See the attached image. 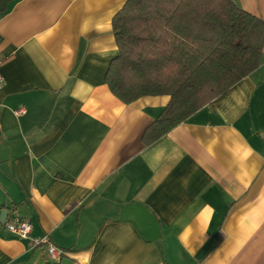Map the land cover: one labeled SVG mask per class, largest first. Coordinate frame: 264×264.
Listing matches in <instances>:
<instances>
[{
  "label": "crops",
  "instance_id": "1",
  "mask_svg": "<svg viewBox=\"0 0 264 264\" xmlns=\"http://www.w3.org/2000/svg\"><path fill=\"white\" fill-rule=\"evenodd\" d=\"M237 1L264 20V0ZM126 3L14 0L0 16V264H264V56L146 143L170 98L125 105L107 84ZM5 211L66 255L11 235Z\"/></svg>",
  "mask_w": 264,
  "mask_h": 264
},
{
  "label": "trees",
  "instance_id": "2",
  "mask_svg": "<svg viewBox=\"0 0 264 264\" xmlns=\"http://www.w3.org/2000/svg\"><path fill=\"white\" fill-rule=\"evenodd\" d=\"M13 1L0 0V16ZM113 27L118 54L107 76L112 94L125 105L170 98L146 143L228 95L264 56V20L237 0H127Z\"/></svg>",
  "mask_w": 264,
  "mask_h": 264
},
{
  "label": "built area",
  "instance_id": "3",
  "mask_svg": "<svg viewBox=\"0 0 264 264\" xmlns=\"http://www.w3.org/2000/svg\"><path fill=\"white\" fill-rule=\"evenodd\" d=\"M4 78L0 73V92L4 88ZM24 114V110L17 112V115ZM7 231L14 237L21 240L31 239L32 248H44L47 252V259L51 262L58 263L66 255L63 250H60L52 244L48 237L42 239H32L33 227L28 222L24 221L17 214H13L11 219L5 225Z\"/></svg>",
  "mask_w": 264,
  "mask_h": 264
},
{
  "label": "water",
  "instance_id": "4",
  "mask_svg": "<svg viewBox=\"0 0 264 264\" xmlns=\"http://www.w3.org/2000/svg\"><path fill=\"white\" fill-rule=\"evenodd\" d=\"M8 216H9V213L7 211H5L2 215V218H1V223L2 224H6L7 220H8Z\"/></svg>",
  "mask_w": 264,
  "mask_h": 264
}]
</instances>
